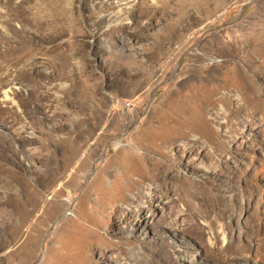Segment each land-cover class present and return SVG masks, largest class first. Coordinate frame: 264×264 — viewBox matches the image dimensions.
<instances>
[{"label":"rangeland","instance_id":"obj_1","mask_svg":"<svg viewBox=\"0 0 264 264\" xmlns=\"http://www.w3.org/2000/svg\"><path fill=\"white\" fill-rule=\"evenodd\" d=\"M128 1L0 0V264H264V117L231 88L264 89V0ZM202 115L234 153L202 143L187 190L146 182L144 227L116 215L142 129L183 145Z\"/></svg>","mask_w":264,"mask_h":264},{"label":"bare ground","instance_id":"obj_2","mask_svg":"<svg viewBox=\"0 0 264 264\" xmlns=\"http://www.w3.org/2000/svg\"><path fill=\"white\" fill-rule=\"evenodd\" d=\"M123 1L127 2V3H124V5H128V2L130 3V1H128V0H123ZM258 38L259 39L256 40L257 41L256 45L261 46V44H263L262 40H264V35L259 34ZM257 48H259V47H257ZM262 49H263V47H262ZM213 50H215V49H213ZM258 56L260 58L261 57L263 58L264 52L261 50L260 53L258 52ZM198 59L201 62H203L205 60L203 56H199ZM204 67H206V66L201 65L198 67V70H200ZM258 73L263 74L264 70H263V72L258 70ZM239 78L240 79H238L236 77L235 81H238V82L240 81L241 82L240 86H242L243 83H246V82H244V79H242L243 77L242 78L239 77ZM240 86H239V84H237V85H235V86L233 85L231 87L233 90L238 89V91H240L244 96V100H243L244 102L239 103V107L236 109L235 112L236 113H246V114L248 113L249 118L251 120L250 123L259 114L264 117V89L255 93L252 89H248V90L245 89L244 90L242 88H239ZM233 102H234V99L231 96H229V95L225 96L224 103L232 104ZM192 122L193 123L191 125H188V126L185 125L184 127H182L181 129H183V131L180 129L178 130V131H180V133H178V134H180V139H184L186 141L183 145H179L177 143L178 142L177 140L179 138L173 139V138L167 137L165 140L161 141L160 140L161 134L155 133L152 135V133H151L152 130L150 131V133H146L144 128L141 127V128H143L142 133H144L142 135H146V137H145V139L142 138V140L138 141L137 144H138V146L144 147L145 150L148 149L147 145L151 144L153 146V149H151L150 151H152L155 154V156H150V155H145V154L143 155V157H144L143 162L146 165V168L144 171H139V172L137 171L138 179L132 180L129 183V186L134 188V191L130 194V197H125L123 199V203L115 208V214L116 215H125L127 220L129 221V224L132 225L134 228L145 226L144 206L146 203L144 200L147 201V204H151L152 201L154 202V198L148 197V194L146 193L145 185H146L147 181H149L151 183H155V182H158V181L163 179L164 181H166V183L178 184V185L180 184L181 185L183 182L180 180L179 176L177 174H175L176 169L179 166L183 165L186 162V160L188 158H190L192 155L197 154L199 149H200V145L202 143H206V141H211V140H213V138L217 142V148L214 149L213 155H218L219 153L223 154L224 152H226L228 155H231L234 153L233 150L231 149V147L226 142L221 140V135L218 132L211 130L212 128L208 129L209 122L206 120V118H204V116L203 117H196L195 119L192 120ZM210 127H212V126H210ZM236 130H237V128H236ZM95 131H96L95 127L93 129H91V133H96ZM263 131H264V128H263ZM80 133L84 134V133H87V131L81 129ZM163 134H166V132H164ZM190 137H192V138L190 139ZM232 142H233V145H236L238 142L237 138H234L232 140ZM146 143H147V145H146ZM242 147H243V149L247 148L246 145H243ZM134 148H135V145H134ZM168 149H172V152H175V153L173 155H171V152H168ZM135 161L136 160L134 158H132V163ZM207 171L209 173H213V174L216 173V171H214L210 168H208ZM182 186H183L182 188L184 190L188 189V187L184 183L182 184ZM15 213L21 215L22 213H27V212L24 209H22L20 212L18 211ZM4 220H6V219L4 218ZM9 227H10V224H8V228ZM172 227L178 232H183V229L179 225L178 226H172ZM111 229H113L112 225H110V226L108 225V226H106V228L101 230V233H100L101 236L108 239L110 244L108 245L106 250L102 253L101 257H99L97 254L100 253L101 251H103L102 247L101 246L97 247V250H99L97 252H96V248H95V251H94V252H96L95 258L99 257L100 261H102V260L106 261V259L110 260V257L108 255L111 252L110 249L118 247V245H119L117 243H114L109 238V236H111ZM99 230L100 229L98 228L97 231H99ZM135 231H138V229H136ZM3 246H4V244H3ZM114 263L119 264V261L114 260ZM88 264H95V263L93 261V262H89Z\"/></svg>","mask_w":264,"mask_h":264}]
</instances>
